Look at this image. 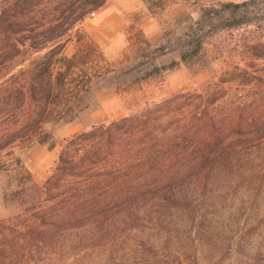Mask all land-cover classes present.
<instances>
[{
	"label": "rangeland",
	"instance_id": "rangeland-1",
	"mask_svg": "<svg viewBox=\"0 0 264 264\" xmlns=\"http://www.w3.org/2000/svg\"><path fill=\"white\" fill-rule=\"evenodd\" d=\"M245 2L236 14L225 7ZM110 7L126 28L99 25L102 7L76 26L64 52H81L72 70L80 83L93 79L87 106L72 122L55 115L37 124L29 101L21 119L29 134L0 149V264H264V0ZM196 39L198 60L180 63ZM104 71L111 74L100 79ZM45 135L55 148L37 143ZM10 137L0 130L1 145ZM238 139L249 143L211 174L218 193L197 199L199 218L180 212L160 226L148 191L177 173L172 179L193 188L205 171H182L191 166L183 157L233 152ZM138 188L150 189L125 196ZM133 218H141L136 229Z\"/></svg>",
	"mask_w": 264,
	"mask_h": 264
},
{
	"label": "trees",
	"instance_id": "trees-1",
	"mask_svg": "<svg viewBox=\"0 0 264 264\" xmlns=\"http://www.w3.org/2000/svg\"><path fill=\"white\" fill-rule=\"evenodd\" d=\"M106 1L0 0V130H5L7 136H11L4 145L0 144V149L29 134L28 130H24L30 125V121H25L24 125L21 122L24 107L29 101L36 104L37 111L33 119L37 124L55 115L64 122H72L79 110L87 106L85 104L88 94L92 91L93 79L91 76H86V82L80 83L72 70L76 68V60L81 58V52H77L71 58L64 56V52L76 26L81 24L87 15L102 8ZM247 5L248 2L229 3L225 7L232 9L236 14L239 9ZM244 22L245 19L241 17L234 24L241 25ZM145 44L149 46V42ZM203 46L201 39L186 42V46L180 51L179 62L185 65L196 62ZM45 51L47 53L44 57L38 58ZM28 62L30 64L26 67ZM68 64L71 65L67 67V70L54 75V69L58 65L66 67ZM178 64L172 62L168 68H174ZM18 69L17 74H14ZM159 70L160 68L156 67L155 71L149 73V76ZM110 74V71H104L99 78L107 79ZM73 112L76 114L71 116ZM13 119H17L19 123L14 127ZM49 140L51 136L45 135L43 139L37 140V143L49 145L50 149L55 148L56 142L52 139L50 143ZM247 143L249 140H236L233 152L222 149L206 154L185 155L183 159L191 166L185 167L182 171L190 173L200 167V171H205V181L200 179L193 188L190 185L183 186L176 179H172L181 175L177 173L174 177L171 176L170 180L173 181L154 186L151 191H148L151 192V198H157L154 206L158 212H161L156 218L158 222H161L160 226L165 223L166 216L172 218L180 212L194 215L193 220L199 218L197 215L202 211L200 204L203 202L197 199L201 197L203 199L201 201H205L204 198L208 199L218 193L213 183L209 182L211 174L220 165L228 164L231 160L239 158L240 152ZM240 145L243 147L237 150ZM149 189L138 188L132 193L127 191L125 196L135 195L137 199L139 196L147 195L142 190ZM123 200L125 201L120 205L122 210L127 208L130 210L132 208L131 199ZM149 217L154 219L152 216ZM138 221L140 222L141 218H133V227L130 229L138 228Z\"/></svg>",
	"mask_w": 264,
	"mask_h": 264
},
{
	"label": "crops",
	"instance_id": "crops-1",
	"mask_svg": "<svg viewBox=\"0 0 264 264\" xmlns=\"http://www.w3.org/2000/svg\"><path fill=\"white\" fill-rule=\"evenodd\" d=\"M118 0H107L105 5L103 6V9L105 8V11H103L99 17V20L97 21L99 25H103L105 29H110L116 31H120L121 29H124L127 27V20L126 17L123 16L121 11L116 10L114 8L111 9V5H114L117 3ZM109 23L103 24L104 21H108Z\"/></svg>",
	"mask_w": 264,
	"mask_h": 264
}]
</instances>
